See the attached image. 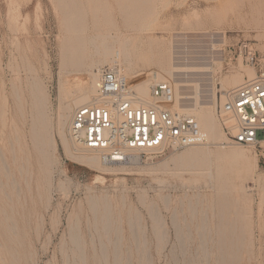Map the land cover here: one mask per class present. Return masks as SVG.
I'll use <instances>...</instances> for the list:
<instances>
[{
    "label": "rangeland",
    "instance_id": "1",
    "mask_svg": "<svg viewBox=\"0 0 264 264\" xmlns=\"http://www.w3.org/2000/svg\"><path fill=\"white\" fill-rule=\"evenodd\" d=\"M217 1L150 0V6L145 10L149 23L145 28H148L141 31L140 26L132 27L125 22L116 0H79L78 5L85 6L89 21L94 5L105 7L104 13H112V25L103 22L102 32L110 29L121 41L131 40L129 51L132 54H151V42L170 53L175 81L182 85L178 92L179 98L184 97L182 106L193 103L194 98H199L201 105L212 104L216 97V121L219 130L222 128L223 138L209 137L206 146L170 148L153 160L137 157L128 163L103 165L114 168L109 172L69 157L56 133L57 111L61 104L60 83L67 88V93L73 94L89 80L85 69H74L72 62L65 58L63 45L67 33L59 0H0V185H5L0 188V264H17L20 258L18 264H117L113 254L117 249L122 257L120 264H264V143L258 147L242 145L249 156L247 160L214 157L211 166L200 167V172L196 169L198 173L186 168L182 171L177 162L178 156L194 146L213 155L223 154L236 146L226 135L217 114L221 93L227 90L223 86L226 77L251 69L234 56V46L240 39L247 40L264 54V26H257L252 15L242 20L239 14L244 10L243 4L250 0H223L228 4L224 13L229 14V18L205 20L206 15L216 9ZM261 8L264 12V7ZM91 31L89 28V33ZM110 44L114 46L115 41L112 39ZM89 50L93 52V47ZM123 54H114L109 61L118 64L123 74H130L132 69L138 71V76H128L132 86L133 82L138 84L136 79H149L150 85L166 81L148 70V65L134 64L131 69L126 68L128 62ZM133 59L136 61V56ZM104 64L108 65L107 62ZM247 77L246 74L244 80ZM36 81L48 96L44 108L50 133L56 131L50 134L57 142L56 149L49 148L47 155L35 147L30 131L34 117L32 88ZM17 95L21 97L19 104ZM2 156L5 161H1ZM165 162L169 171L158 170ZM206 168L211 171L210 175ZM19 169L23 175L19 174ZM26 182H30V189ZM6 189L7 192L10 190L8 196L11 198L4 191ZM223 195L230 199L229 220L236 219L239 224V230L227 233V241L235 238L233 245L237 248L236 252L235 248L227 251V257L224 254L227 260L223 259L224 252L219 247V198ZM104 196H107L104 200L107 199L106 205L111 206L112 211V228L107 233L101 231L104 222L93 215L91 207L95 197L101 198L100 206H103ZM152 208L160 215V225H155ZM10 222H17V227ZM8 226L9 230L14 227L13 233L5 229ZM78 230L81 239H85L82 240L83 251L73 242ZM14 233L19 234L16 240ZM10 234L13 235L11 240ZM12 240L16 243L13 246ZM11 247L16 250L9 251ZM115 247L118 248L113 250ZM102 250L108 258L104 253L102 255ZM8 252L16 255L18 252L19 257ZM102 257L108 261H102Z\"/></svg>",
    "mask_w": 264,
    "mask_h": 264
},
{
    "label": "bare ground",
    "instance_id": "2",
    "mask_svg": "<svg viewBox=\"0 0 264 264\" xmlns=\"http://www.w3.org/2000/svg\"><path fill=\"white\" fill-rule=\"evenodd\" d=\"M94 1H96V0H94ZM116 1H117L118 5H119L120 10L123 13V18H124V20H125V22L127 24H130V26H132V27L140 26V30L141 31L142 30L145 31V29L148 28V27L145 28L146 27L145 25L147 24V26H148V24H149L146 21V19H147L146 17L147 16L145 15V10H147L149 8V6H150V2L149 1L150 0H116ZM224 1L223 0H222V2H221V0L217 1V3H216L217 5L215 4L216 5V9L214 10V12H212L210 14L208 13L209 15L208 16L206 15L205 20H207V21H209V20L210 21H214L215 20L216 21V19H221V18H224V17L227 19V17L230 16V15L229 14L227 15V13H224V11H225L224 9L228 6V4L226 5L225 3H223ZM59 3H60L61 11H62V20H63V23L65 24V32L67 33V36H66V39H65V42H64V45H63L65 58H66V60H69V61L72 62V65H73L74 69H76V70L85 69V71H87V73H88L89 80H88V84L87 85L80 86L79 89H77L76 92L73 93V94H72V92L71 93H67L66 92L67 88H65L63 83H60L59 92H60V95H61L60 96L61 97V104H60L59 110L57 111L58 115H57V119H56V123H55V125H56L55 128H57V132L56 131H54V132L58 133L57 135L59 137L58 136L57 137L60 138V141H61L63 147L65 148V150L67 151L66 153H68L69 157H71L72 159H75L77 161H80L81 163H83L85 165H88V166H90L92 168L101 169V170L103 169V171L104 170H108L110 172L114 168H106V167H104L103 165H105V164L101 160V157H100V155L98 153H96L94 151L82 150L74 142V140L72 139L71 134H70V123H71L72 118H73L72 114L74 112V108H76V107H78V106H80V105H82L84 103L89 102L95 95L96 84L98 82L97 69L100 66V64H104L105 62H107V64H108V61L112 58V56H114V54H121L122 55V53L124 52L125 60H126V62H128V66L126 68L131 69V67H132L131 65H134V64H143V65L150 66L148 68V70L152 71L159 79L173 82L174 87H175V89L177 91V98L178 99H179V93L178 92H180L179 90H181V86L182 85L180 86L175 81V77H174V73H173V66H172L171 59H170V53L164 52L160 47L156 46L154 43L151 42L150 43V46L152 47L151 54L144 53V54H135L134 55V54L131 53L132 52L131 50L129 51V42L131 40L129 41V40H127L128 39L127 38V39L121 41L119 39L120 36L113 35L112 31L110 29L106 33L102 32L101 27L103 26V22H106L107 24L112 25V13L110 11L104 13L106 11L105 7L100 6V5L92 6L91 7L92 19L89 21L87 19V16H86L85 6L78 5L79 4V0H59ZM243 3H241V6H242ZM106 7L108 9H110V6L107 5V4H106ZM261 7H264V0L263 1H259V2L255 1V3H253V1L251 2V0L249 2H247V3L245 2L243 4V9L244 10H242V11L239 10L240 11V13H239L240 17L243 20V19H245V17H247L249 15H252L253 22L257 26H264V12L262 11ZM199 20H201V19H199ZM217 22H219V21H217ZM89 28H92L91 33H89ZM98 39H99V42H98ZM112 39L115 41V45L114 46H112L110 44V41ZM214 46L216 47V45H214ZM90 47H93V52H91L89 50ZM88 51H90V54L86 55ZM124 54H123V56H124ZM134 56H136V58H137L136 61H134V59H133ZM109 63H111V62L109 61ZM122 66H124V65H122ZM124 67H122V68H124ZM244 70H245L244 71L245 73L240 71V72H238L237 74H235L234 76H232L230 78L226 77L225 82L223 83L224 89L230 90V89L236 88L237 86L242 84V82L244 81V76L246 74L250 78L253 77L254 74H255L253 69L247 68V69H244ZM137 72L132 69V72L130 74L125 73V75L127 77L130 76V78H134L136 75L138 76L139 73H137ZM136 81L138 82V84H136L135 82L132 83V81H131V83L134 84L133 86L132 85L131 86L136 91L138 97L145 103L152 102L153 99H152V96H151V86L154 83L152 85H150L151 82H150L149 79L148 80L147 79H143V80L142 79H136ZM157 82H159V81H157ZM228 87L230 89H228ZM17 93H18V91H17ZM16 98H17V103L19 104L21 102L20 95H17ZM32 98H33V100H32V111L34 112L33 113L34 117H33V120H32V123H31V128H30L31 136L33 138L35 147H37V149L41 153H43L44 155H47V151L49 150V148L55 147L56 146L55 144L57 142L55 143V141L50 138V134H53L54 132L50 133V126H49V122L47 120V116L45 114V108H44V106H45V104L47 102L48 96L46 94V91L44 90V88L42 87V85L38 81H36L33 84ZM181 98H184V97H181ZM194 99H195V101L193 103H189L188 102L187 103L188 106H186V107L182 106L183 105V103H182L183 100H181L180 101V105H181L182 111L184 110L183 112H185L187 114H190V115H194L198 119L202 129L204 130V132L207 133L208 138L210 137L211 139H214V140L223 138V134L221 132L222 128L220 129L221 130L220 131L219 128H218L219 124L217 125L218 122L216 121V119H217L216 118V114H215V111H216V109H215L216 108V97L213 100L212 104L209 103V104H206V105H201L199 103V98H194ZM189 105H191V106H189ZM47 134L49 135V139L48 140H47ZM52 138H53V135H52ZM262 143H264V142H262ZM235 145L236 146H231V147L229 146L230 148L228 150H226L223 154H218V155H213L212 153H209L205 149L200 150V149H197V147L194 146V147L188 148V152H186V153L184 152L185 153L184 155H182L180 157L178 156L177 162H178L179 167L181 169L182 168H186V169H190V170H195L196 171V169H199L200 167H203V166L205 167L207 165L211 166L210 162H211V160L214 157L220 158V159H235V160H247V159H249L248 154L243 150V148H244L243 146L244 145L243 146L239 145V144H235ZM205 146H206V144H205ZM55 149H56V147H55ZM28 151L30 152L31 150H28ZM28 151L26 152L27 153V157H28ZM76 151H78L77 153L81 152V154H77ZM26 153H24V154H26ZM180 153H182V152H180ZM180 153H177V154L181 155ZM21 157H19V158L21 159ZM2 158H3V156H2ZM135 159H137V156H132L131 157V161L135 160ZM3 160L5 161L4 158L1 161H3ZM13 163H15V162H13ZM20 164L21 163H19V167H20ZM172 164H174V163H172ZM22 165H23V163H22ZM159 165H161V164H159ZM108 166H111V165H108ZM155 166H158V165H155ZM147 167H149V166H147ZM167 167L168 166H167V164L165 162V164L163 163L159 167L158 170H161V168L163 170H164V168H165V170H167L166 169ZM22 168H24V167L22 166ZM28 168H26V169L28 170ZM149 168H152V166H150ZM20 169H19V171H20L19 174H21V170ZM153 169H157V168H155L153 166ZM206 169H208V168H206ZM209 169L211 170L210 167H209ZM209 169H208V172H206V173H208L210 175L211 171L209 172ZM27 170H26V172H27ZM148 170H150V169H148ZM170 170H172V169H170ZM112 171H114V170H112ZM146 171H147V168H146ZM167 171H169V170H167ZM182 171H184V170L182 169ZM187 171H189V170H187ZM195 171H194V173H195ZM13 172H14V170H13ZM149 172L151 173L152 171H149ZM154 172H156V171H154ZM158 172H156V173H158ZM198 172H200V169H199ZM198 172L196 171V173H198ZM29 173H31V172L29 171ZM177 173H179V172H177ZM6 174H7V172H6ZM21 175H23V174H21ZM5 177H6V175H5ZM27 177H28V174H27V176L25 178L27 179ZM30 179H31V177H30ZM7 181L8 180H6L5 183H7ZM27 181H28V179H27ZM14 182L16 183L17 181L14 180ZM20 182H21V180H20ZM1 183L2 182L0 181V184ZM29 183H27L28 184L27 187L30 189ZM2 185H0V188H3L5 186V185L4 186H2ZM10 185H11V183H10ZM16 188H19L18 185H17ZM14 190H15V187H14ZM4 191L7 192V189L4 190ZM9 191L7 192L8 193L7 196L10 193ZM16 191L18 192V189ZM23 191L21 190V193H23ZM21 193H19V195ZM13 195H14V193H13ZM19 195L17 194V196H19ZM9 196H8V198H11ZM23 196H24V194H23ZM20 197L21 196H19V198ZM106 197L107 196H104L103 200ZM3 198L5 200V197H3ZM8 198H7V200H10ZM100 199L101 198L97 199L96 197L92 198V201L90 200L91 201V207H92V209H93V211L95 213L93 215H95L96 217H99V218L101 217L102 220L100 219V221L104 222V224H103L104 226H102L104 229H101V227H100L101 231L105 230V233H107L110 230V228H112L111 227L112 225H110V224H112V221L110 223V219L112 217L111 216L112 215L111 214L112 211H111V208H110L111 206L108 207L106 205L105 201L107 199L104 200V202H105L104 205L105 206L104 205L102 206V204L100 206V203L102 201ZM10 201H12V200H10ZM219 201H220V210L218 212V216H219V225H218L219 229L218 230H219V235H220L219 236V245H220L219 247H220L221 251L224 252L223 253V259H226L227 255H228L227 251L229 252L230 249H234L235 248L234 252H236V249H237L236 246L233 245V243L236 241V239L232 238V239L227 241V239H226L227 233L230 232V231H232V232L234 231V233H235L236 229L239 230V228H237L239 226V224H237V221H235L236 219L234 221H232V220H229V218H228V216H229V210L228 209H230V199L226 195H223V196H221L219 198ZM6 203L7 202H5V204ZM102 203H103V201H102ZM7 205L9 206V204H7ZM108 205H110V202H109ZM0 207H1V205H0ZM9 207H11V206H9ZM100 207H102V208L104 207V208L101 210ZM4 211H6V210H4ZM11 212L15 215L14 210L11 211ZM17 212H18V210H17ZM6 214H5V217L7 219ZM151 215L153 217L155 225H160L162 220H160V215L155 210V208H152V214ZM11 216H12V214L10 215V217ZM95 216H94V218H95ZM99 218H98V221H99ZM175 218H177V217L175 216ZM3 220H4V217H3ZM11 220H13V219H11ZM94 220L97 221V218L94 219ZM5 222L7 223V221H5ZM13 223H11V224L13 226H15L16 225L15 223H17V222H15L14 224ZM175 223H177V222L175 221ZM99 225L97 226L98 228H99ZM176 225H177L176 229H178V224H176ZM203 225H204V223H203ZM205 225H206V222H205ZM2 226H4V225H2ZM13 226H11V228ZM15 227H17V226H15ZM205 227H207V226H205ZM8 228L10 229V226H8L7 228L5 227L6 230H9ZM12 229H14V227ZM12 229L9 230L10 233H13ZM15 229H18V228H15ZM205 230L206 229H204V231ZM6 232L7 231H5L4 234H6ZM77 232L79 234H77L75 232V237H74V241L73 242L76 243V248L78 247L79 249H81V248H83V246H82V244H83L82 242L83 241L82 240L84 238L81 239V235H80L81 232H79V230ZM109 232H111V231H109ZM177 232L178 231H176V233ZM17 233H19V231ZM19 234L14 233L13 235L15 237L16 235H19ZM109 234L110 233H108V235ZM178 234H177V236H178ZM181 234H182V232H181ZM10 236H11V234H10ZM10 236H9V238L11 240V238H13V237L12 236L10 237ZM179 236H180V234H179ZM17 238L18 237L16 236L15 240ZM161 238H163V237L161 236ZM181 238H183V237H181ZM182 241H183V239H182ZM18 243L20 244V242H18ZM202 243H203V241H202ZM5 244L8 245L9 242L8 243L6 242ZM15 244H14V241H13L11 246H13ZM83 245L85 246V244H83ZM114 246H116V245H114ZM117 246H119V245H117ZM8 247H10V246H8ZM15 248H17V247H15ZM116 248H118V247H115V249H113V250H116ZM11 249H13L14 251L16 250L13 247H11L10 250L9 249L8 250L11 251ZM104 250H107V249H104ZM104 250H102L103 252H101L102 255L105 254ZM205 250H206V247H205ZM78 252H79V250H78ZM8 253H11V254L13 253L12 255H14L15 252H8ZM79 253H82V252H79ZM113 254H115L114 256H115V259H116V261H114V262H116L117 264H120L122 262V261L120 262V260H122V257L120 258V255H119L120 252L118 251V249ZM224 254L226 255V257H225ZM15 255H16V253H15ZM17 255L16 256L19 257L18 252H17ZM95 255H97V254H95ZM105 256L108 258V256L106 254H105ZM203 256H204V253H203ZM12 258H13V256H12ZM82 258H83V255H82ZM107 258L105 260H107ZM16 259H18V258H16ZM20 259H19V261H20ZM83 259H85V258H83ZM95 259H97V258H95ZM13 260H15V259L13 258ZM101 260L105 261V260H103V257H102ZM147 260H149V259H147ZM16 261L14 263H16ZM19 261H17V264H18ZM81 261L84 262V260H81ZM222 263H225V260H223Z\"/></svg>",
    "mask_w": 264,
    "mask_h": 264
},
{
    "label": "built area",
    "instance_id": "3",
    "mask_svg": "<svg viewBox=\"0 0 264 264\" xmlns=\"http://www.w3.org/2000/svg\"><path fill=\"white\" fill-rule=\"evenodd\" d=\"M234 56L254 70L236 88L221 93L217 114L235 144L258 147L264 142V54L247 40L234 46ZM94 97L75 108L70 123L74 142L98 153L105 165L131 162L132 156L153 160L168 149H182L209 141L194 115L182 111L177 91L167 81L151 87L145 103L116 63L97 69Z\"/></svg>",
    "mask_w": 264,
    "mask_h": 264
}]
</instances>
